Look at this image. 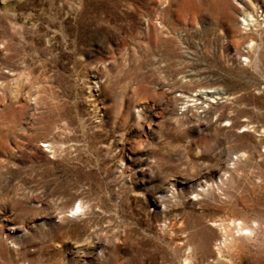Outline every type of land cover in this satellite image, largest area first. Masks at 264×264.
Wrapping results in <instances>:
<instances>
[{
  "label": "rangeland",
  "instance_id": "374dc122",
  "mask_svg": "<svg viewBox=\"0 0 264 264\" xmlns=\"http://www.w3.org/2000/svg\"><path fill=\"white\" fill-rule=\"evenodd\" d=\"M0 264H264V0H0Z\"/></svg>",
  "mask_w": 264,
  "mask_h": 264
},
{
  "label": "bare ground",
  "instance_id": "6f19581e",
  "mask_svg": "<svg viewBox=\"0 0 264 264\" xmlns=\"http://www.w3.org/2000/svg\"><path fill=\"white\" fill-rule=\"evenodd\" d=\"M76 208V204H73L71 206L68 207L67 210H71L74 212V209ZM228 222L230 223V226L232 227L233 230H238L241 226L238 225V221L237 219L235 220H232V219H229Z\"/></svg>",
  "mask_w": 264,
  "mask_h": 264
}]
</instances>
